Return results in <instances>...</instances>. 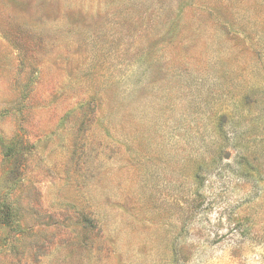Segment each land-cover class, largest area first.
<instances>
[{
    "label": "rangeland",
    "instance_id": "1",
    "mask_svg": "<svg viewBox=\"0 0 264 264\" xmlns=\"http://www.w3.org/2000/svg\"><path fill=\"white\" fill-rule=\"evenodd\" d=\"M0 264H264V0H0Z\"/></svg>",
    "mask_w": 264,
    "mask_h": 264
}]
</instances>
